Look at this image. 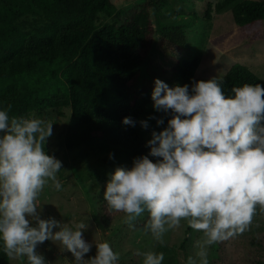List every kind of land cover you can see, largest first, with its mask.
Listing matches in <instances>:
<instances>
[{
    "label": "clouds",
    "instance_id": "9594fccd",
    "mask_svg": "<svg viewBox=\"0 0 264 264\" xmlns=\"http://www.w3.org/2000/svg\"><path fill=\"white\" fill-rule=\"evenodd\" d=\"M222 84L215 77L194 81L190 89L155 79L153 108L171 113L167 127L152 132L148 155L134 158L130 169H115L103 193L109 211L124 213L130 228L147 214L143 232L161 245L182 222L200 232L186 264H209L210 246L245 232L257 206L264 212V86L245 83L226 96ZM11 109L0 110V250L21 264H47L37 248L52 241L72 254L73 264H117L119 253L107 241L95 243V256L85 259L92 249L83 238L87 222L73 228L41 218L36 201L44 187L51 182L62 189V162L45 152L53 123L10 116ZM122 123L135 126L130 117ZM141 125L148 127L147 121ZM135 254L142 264L165 258L163 252Z\"/></svg>",
    "mask_w": 264,
    "mask_h": 264
},
{
    "label": "trees",
    "instance_id": "16d2710c",
    "mask_svg": "<svg viewBox=\"0 0 264 264\" xmlns=\"http://www.w3.org/2000/svg\"><path fill=\"white\" fill-rule=\"evenodd\" d=\"M167 3L149 0L123 16L113 0H0V110L11 104L9 115L24 117L69 107L64 146H85L113 156L112 166L97 173L98 182L106 184L117 167L130 169L134 158L149 154L152 132L162 131L171 118V113L153 108L154 80L141 83L145 76L141 71L155 58L158 44L161 53L175 54L164 81L169 87L188 84L191 89L194 81L212 79L195 75L200 63L197 53L190 58L180 54L181 48L190 46L187 34L184 29H169L170 19L173 22L180 15L168 16L162 32L156 34L152 8L163 5L167 12ZM214 9L231 10L239 26L264 20V0H219ZM155 36H159L156 43ZM217 79L223 81L226 96L245 83L264 86V79L241 62ZM125 117L135 126L124 125ZM158 119L164 123L158 125ZM141 121H147L148 127H142ZM102 202L106 221L111 212ZM0 264H9L2 250ZM225 264L264 262L241 256Z\"/></svg>",
    "mask_w": 264,
    "mask_h": 264
},
{
    "label": "rangeland",
    "instance_id": "374dc122",
    "mask_svg": "<svg viewBox=\"0 0 264 264\" xmlns=\"http://www.w3.org/2000/svg\"><path fill=\"white\" fill-rule=\"evenodd\" d=\"M113 1L121 8L123 16H129L149 0ZM217 1L219 0H166L168 13L161 8L163 5H154L152 18L156 34L162 32L168 16L180 15L173 22L170 19L169 29H184L187 34L186 40L190 48H181L180 54H185L187 58L196 53L200 56L195 72L197 77L220 78L233 63L241 62L264 79V20L239 26L234 22L231 10L217 12L214 9ZM157 37L159 36L154 38L155 43ZM159 45L160 43L158 47ZM158 47L155 49V58H151V64L141 71L145 74L142 76V84L155 79L164 82L173 67L171 59L175 54L166 51L161 53ZM69 114V107H60L24 116L53 123V134L47 139L45 152L62 162V169L57 173L62 189L56 191L49 182L36 201L37 205H41V218H54L73 228L81 221L87 222L83 238L92 244V249L85 255V259L95 256V243L107 241L114 252L119 253L117 264H142L143 257L137 256V251L163 252L165 258L162 264H186L188 256L194 255L195 242L201 236L200 232L192 230L186 222L166 233L163 237L165 243L161 245L150 234L143 232L147 214L135 222L134 228L123 223L125 214L122 212L111 211L104 221L101 209L102 201L107 206L103 198L107 183L101 185L96 175L102 169L112 166L113 156L98 154L85 146L67 149L64 146V132ZM37 252L45 258L47 264H73L74 261L70 252L61 251L60 246L52 241L39 245ZM241 256L258 258L264 262V212L260 210L245 232L210 246L208 252L209 264H225ZM9 264L21 262L9 259Z\"/></svg>",
    "mask_w": 264,
    "mask_h": 264
}]
</instances>
